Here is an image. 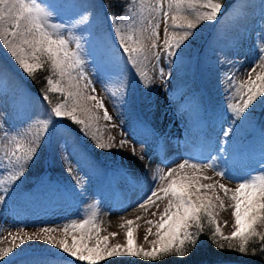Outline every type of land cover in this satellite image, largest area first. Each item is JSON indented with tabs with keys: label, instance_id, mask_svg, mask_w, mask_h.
<instances>
[{
	"label": "snow or ice",
	"instance_id": "obj_1",
	"mask_svg": "<svg viewBox=\"0 0 264 264\" xmlns=\"http://www.w3.org/2000/svg\"><path fill=\"white\" fill-rule=\"evenodd\" d=\"M226 8L227 0H125V15L110 14L108 20L127 64L136 69L143 87L149 88L152 78L146 70L147 64H152L166 86L172 76L170 66L191 42L198 26L202 22L217 21ZM91 16L79 0H0V44L28 78L35 80L39 72L46 73L40 97L48 105L47 119L29 124L30 130L42 123V128L31 138L28 130L5 128L7 117L0 112V177H3L0 178V203L10 196L27 166L37 157L41 141L49 134V125L55 127L53 121L66 119L79 126L80 132L101 150L117 147L104 141L98 125L102 109V119L111 127L117 126L103 98L95 94L89 71L90 64L98 67L101 62L94 40L83 34L88 28L80 27L88 25ZM162 61L167 62V68L161 66ZM220 63L228 65L221 81L226 103L220 112L223 119L220 139L211 146L206 159L189 156L167 171L153 172L148 193L136 205L145 214L150 212L153 219L139 215L123 219L119 225L124 229L123 244L109 242L118 235L116 232L101 235L97 212L60 227L45 226L34 233L23 229L9 232L11 246L0 248V264H9L16 249L32 240L44 241L80 264H135L136 261L169 264V258L183 264L193 255L205 233L220 251L264 260V163L260 173H250L238 180L227 167L236 125L256 103L264 100V47L259 49L257 60L246 71L244 79L239 78V69L231 62L221 60ZM8 89V71L0 68V95ZM125 100L126 90L120 93L118 103L123 104ZM112 139L109 137V141ZM129 143L127 139L120 140L119 149ZM260 152L264 158V135ZM132 154L136 155L135 145ZM139 158L142 160L143 156ZM66 170L73 175L78 189H84V183L72 168ZM208 170L220 179L205 182L213 180L207 175ZM221 180L234 181L237 186L230 188ZM225 200L230 203L226 204ZM161 204H164L162 211ZM98 205L97 200L88 206ZM229 208L232 231L225 234L218 217ZM141 220L147 225L144 235L147 248L137 243L135 235ZM227 226L228 221H224V227ZM57 232L59 236L54 235ZM149 236L154 238L150 240ZM3 238L0 231V239Z\"/></svg>",
	"mask_w": 264,
	"mask_h": 264
},
{
	"label": "rangeland",
	"instance_id": "obj_2",
	"mask_svg": "<svg viewBox=\"0 0 264 264\" xmlns=\"http://www.w3.org/2000/svg\"><path fill=\"white\" fill-rule=\"evenodd\" d=\"M93 2L97 14L91 13L89 24L80 27L88 28V31L83 33L84 36L94 40V46L101 54L99 66L90 64L89 71L95 84V94L103 98L117 126L111 127L102 119V109L99 112L101 119L98 125L104 134V141L112 142L117 147L110 151L101 150L90 137L81 132L77 135L73 128L61 122L55 127L50 124L49 134L41 141L42 146L37 157L27 166L25 175L16 182L10 196L0 203V231L4 237L0 239V248L11 246L9 232L16 233L23 229L34 233L45 226L60 227L72 220L88 218L92 212L98 214L101 235L116 232L118 235L110 238L109 242L123 244L124 229L119 227L121 221L114 207L115 200L122 204L129 202L127 193L135 181L138 186L145 184L149 189L153 183V172L158 169L167 171L168 167L175 166L189 156L201 160L208 157L211 146L217 144L220 139L223 126L220 112L226 103L225 88L221 81L228 65H222L220 61L231 62L239 69V78L244 79L246 71L257 60L259 49L264 47V22L258 26L257 21H251L249 26L236 30L227 37L229 25L241 18L237 6L233 5V16L229 17L228 11L224 10L217 21L202 22L191 42L183 48L190 77L186 76L183 65L176 59L170 66L172 76L165 86L158 77L157 70L149 63L146 70L152 78V83L149 88H144L136 75V69L131 68L122 55V49L112 32L111 21L108 20L110 14L105 15L100 0ZM135 7L138 9L139 6ZM124 15L125 13L121 16ZM222 19L225 23L221 22ZM53 20L58 22L55 18ZM105 25L108 28L103 33ZM76 31L79 33V28ZM160 33L162 38V23ZM201 45H204L203 53L198 57L196 54ZM0 66L4 68L1 60ZM161 66L167 68V62L162 61ZM11 78L14 81L12 89L0 95V112L7 117L4 126L22 132L28 130V138H31L42 128V123L35 124L30 130L29 124L47 119L48 106L41 97L28 90L26 81L29 78L22 71L19 70L18 75ZM188 78L190 81H187ZM125 90L126 100L120 104V93ZM136 94L139 96L140 105ZM31 97L40 104L43 113L30 114L28 104ZM263 105L264 100L252 108L259 110ZM254 127V122L245 118L235 127L234 143L230 145L232 157L227 167L237 180L250 173L258 174L262 171L264 158L261 157L260 147L261 136L264 135V117L260 121L259 130L257 128L256 141L249 143L238 139L243 132L253 131ZM61 130H66L64 137ZM55 135L59 140L54 139ZM109 137L114 139L109 141ZM122 139L131 143L119 149ZM133 145L136 155L132 154ZM245 146H248L247 151L242 154L241 150ZM95 153L101 154V157L96 158ZM141 155L142 160L139 158ZM154 156L158 157L153 162V170L147 174L149 161ZM68 167H71L75 176L84 183V189H78L73 175L66 170ZM207 175L213 180L205 182L220 179L212 170H208ZM220 182L233 189L237 186L234 181ZM97 200L98 207L88 206ZM225 203L230 201L225 200ZM163 207L164 204H161V211ZM137 215L153 219L150 212L145 214L144 211L138 212L132 219ZM218 221L223 232L229 234L233 223L231 208L221 211ZM224 221H228L227 227H224ZM139 224L140 227L135 233L137 243L144 244L147 248L149 245L144 241L147 225L144 220L139 221ZM54 235L59 236L60 233ZM153 238L149 236L150 240ZM58 253L59 249L44 241H26L16 249L9 264H74L55 259ZM52 254H55V257L50 256Z\"/></svg>",
	"mask_w": 264,
	"mask_h": 264
},
{
	"label": "trees",
	"instance_id": "obj_3",
	"mask_svg": "<svg viewBox=\"0 0 264 264\" xmlns=\"http://www.w3.org/2000/svg\"><path fill=\"white\" fill-rule=\"evenodd\" d=\"M103 4L104 11L106 15L109 14H118L121 16L124 11L123 8L125 6V0H101ZM107 5V7H106ZM203 47L204 45L199 46V51L196 55L198 57L202 56L203 53ZM183 51L179 55L180 63L183 65L185 71L187 72L186 76L190 77V72H188V65L185 54ZM46 75L45 72H39L37 74V77L35 80L30 79L27 82L28 88L33 91L34 93L38 94L40 96L41 90L44 88V80L43 77ZM187 81H190V78H188ZM139 105L141 104L140 99L138 100ZM264 116V105L263 107L256 111L251 108L249 112L246 113L245 119H250V121H253L255 124V127L253 131L250 132H243L238 139L241 141L252 143L253 141H256L258 139V132L256 130L260 120ZM69 123H71L69 121ZM72 124V123H71ZM74 125V124H73ZM75 130L77 133H79V126L74 125ZM104 135V134H103ZM248 146H245L242 148V154L245 152V148ZM101 155V154H100ZM111 158H109L110 160ZM59 255L52 254L50 256H57L55 258L62 259V260H69L72 261L74 264H80V262H74V258H70L67 254L64 253H58ZM55 255V256H54ZM119 259V258H118ZM125 260H133L134 258H123ZM176 258H169V264H176L175 260ZM172 261V262H171ZM135 264H143V262L136 261ZM155 264H164V262H155ZM183 264H264V260H262L260 257H241L238 254L234 252L229 251H220L218 250L209 240L208 234L205 233L201 237V240L198 244L197 249L193 253V255L188 258Z\"/></svg>",
	"mask_w": 264,
	"mask_h": 264
},
{
	"label": "bare ground",
	"instance_id": "obj_4",
	"mask_svg": "<svg viewBox=\"0 0 264 264\" xmlns=\"http://www.w3.org/2000/svg\"><path fill=\"white\" fill-rule=\"evenodd\" d=\"M85 7L88 8L89 12L97 14L95 9V3L93 0H79ZM239 10V14L241 16L240 19L231 23L228 27L227 37H230L236 30H241L245 26H249L250 22L257 21L258 26L262 25L264 22V0H239V6L236 7ZM235 10L234 8H230L228 11L229 17L233 16ZM227 17V19L229 18ZM221 22L225 23L224 19ZM264 31V30H263ZM0 60L4 64V68L8 71L9 78V89L7 92H10L13 86V80L11 76H16L19 73L18 66L15 65L14 61L7 53V51L3 48L2 44H0ZM0 68H2L0 66ZM28 108L30 114L41 112L43 113L41 106L38 102L33 100V97L29 98ZM66 130H61L62 136H65ZM54 139L59 140L57 135L54 136ZM182 150V149H181ZM158 156H154L149 161V167L147 174H150L153 169V162L157 159ZM143 182V180L141 181ZM149 189L145 186V184L137 185L136 181L133 182V186L130 188L129 193H127V197L129 198V202L122 204L120 201L115 200V210L119 214V219L122 222L123 219H132L135 214L143 211L142 209H137L136 205L145 197L148 193Z\"/></svg>",
	"mask_w": 264,
	"mask_h": 264
}]
</instances>
